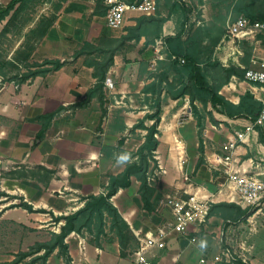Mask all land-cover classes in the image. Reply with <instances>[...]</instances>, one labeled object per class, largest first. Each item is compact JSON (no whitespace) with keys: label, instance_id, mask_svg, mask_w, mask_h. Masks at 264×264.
<instances>
[{"label":"crops","instance_id":"1","mask_svg":"<svg viewBox=\"0 0 264 264\" xmlns=\"http://www.w3.org/2000/svg\"><path fill=\"white\" fill-rule=\"evenodd\" d=\"M11 1L5 0L4 8ZM155 1L153 16L128 13L120 29H109L104 16L93 13L96 0H16L0 22L12 19L22 30L11 53H0V231H11L16 247H23L42 228L59 233L63 221L54 219L75 213L89 196H105L111 177L138 161L136 153L158 108L153 159L162 165L166 152V168L174 167L176 176H161L152 185L150 211L143 208L140 182L131 177V185L110 198L129 228L123 254L107 218L105 234L98 241L87 231L65 238L72 264H133L138 238L156 233L171 220L170 211L160 205L165 188L180 197L195 192L213 195V204H233L244 210L230 189L228 173H246L264 182L259 128L239 143L229 164L216 162L224 155L222 146L256 119L264 103V86L236 75L225 81L224 70L233 67L245 73L255 68L253 61L264 59V35L229 41L226 22L245 17L241 9L234 10V3L241 0L226 5L218 21L211 18L208 0ZM241 2L242 6L253 2L258 11L261 0ZM158 39H174L170 49L165 44L166 54L173 51L182 59L190 55L206 69L207 82L218 87L227 113L219 105L215 108L196 100L191 104L187 94L180 95L188 75L179 72L182 64L166 55L156 59ZM55 63L61 65L53 70ZM31 72L40 73L21 80ZM105 81L112 83L111 89ZM53 113V118H46ZM139 123L142 127H137ZM125 155L128 159L121 160ZM178 156L184 159V167ZM149 163L148 173L154 166ZM20 203L31 206L33 212L22 209ZM215 220L221 219L211 216L195 236L205 242L215 231ZM186 242L173 234L165 249L147 256L153 264H173L174 260L190 264L195 249L184 250ZM46 264L64 261L56 250Z\"/></svg>","mask_w":264,"mask_h":264},{"label":"trees","instance_id":"2","mask_svg":"<svg viewBox=\"0 0 264 264\" xmlns=\"http://www.w3.org/2000/svg\"><path fill=\"white\" fill-rule=\"evenodd\" d=\"M16 0H12L8 6L0 11V22L4 20L12 10ZM253 2L242 6V2L236 4L234 10H242L246 18L250 21H263L264 20V0H261L259 4V10L253 9ZM105 8L102 6L100 0H96L95 15L104 16ZM174 39H167L165 44L170 49L171 41ZM170 55H175L173 51L169 52ZM178 54V53H177ZM176 54V55H177ZM175 55V56H176ZM184 64L181 65V72H185L188 75V82L184 85L180 92V95L187 94L190 98L191 104L196 101H200L203 104L209 102L213 107L221 106L224 113H227V103L218 96V87L210 86L207 82L206 69H202L198 66V63L190 55H183ZM177 57V56H176ZM176 64V61H174ZM60 63H55L53 70L60 67ZM109 65V64H108ZM106 65V68L107 66ZM106 70V69H105ZM226 73L225 81H228L232 75H236L239 78L244 77V71L241 73L235 68L231 67L224 70ZM40 72H31L21 77L22 81L28 78L34 77ZM100 83L104 81V75L99 78ZM229 114V113H228ZM159 108L152 116L154 123L151 127L146 128L147 135L144 144L139 148L136 155L137 162L128 164L120 175L111 177L110 190L105 196H89L84 206L73 214L58 217L55 222L63 221V225L60 227L59 233H50L49 240L46 242H35L29 246L26 251L18 252L11 261L2 262L0 264H46L48 258L57 250L58 256L62 257L64 264H71L72 259L69 255L68 245L65 243V238L71 233L82 234L83 231H87L93 234L94 238L98 241L101 236H104L105 219H109V230L117 237L121 255L126 249L125 241L127 240L129 228L125 221L122 219L117 209L110 203V198L115 195L119 189H126L131 185L130 178L134 177L140 182L139 195L143 208L147 211L151 209V200L154 196L155 190L152 185L147 181V175L150 168V161L154 162L156 167V161L153 159V152L155 151L158 142L154 139V134L157 132L156 127L159 123ZM54 113L48 115L46 118H53ZM137 127H142V123H139ZM200 135V134H199ZM200 138V136H199ZM202 145L200 141L199 153L202 155ZM200 161L202 159L200 158ZM22 209L33 212L31 206L20 203ZM250 209H240L235 205H229L225 203L212 204L208 213V217H218L222 221L238 222L249 216ZM252 214V213H251ZM234 264H248L242 260H235Z\"/></svg>","mask_w":264,"mask_h":264},{"label":"built area","instance_id":"3","mask_svg":"<svg viewBox=\"0 0 264 264\" xmlns=\"http://www.w3.org/2000/svg\"><path fill=\"white\" fill-rule=\"evenodd\" d=\"M106 12L104 15L105 24L109 29H120L128 13L138 14L145 17H151L156 12L155 0H100ZM5 0H0V11L4 8ZM225 33L229 41L235 43L238 40L253 37L255 35H264V21H250L246 17H238L232 21L228 20L225 25ZM165 42L162 39L155 41L154 53L156 59H161L165 55L168 60L179 64L184 63V59L175 55L166 54ZM164 55V56H163ZM255 68H249L244 73V79L264 86V59L253 61ZM3 85V79L0 76V87ZM104 85L112 88V83L105 81ZM256 128L262 132L264 143V103L256 119L244 128L242 132H235L233 138L222 146L224 155L216 158L219 164H229L234 151L239 143H243L248 134L253 133ZM157 161L156 168L152 173H148L147 181L152 185L166 170ZM229 171V170H228ZM230 189L237 196V204L244 209L258 205L264 198V182L257 177L248 176L246 173L229 174ZM213 195H201L199 192L188 194L186 197L177 195H167L161 204L171 213V220L159 227L154 234H147L143 238H138V248L133 252V264H153L147 254L151 250H163L166 247V241L173 234L180 238L187 239L191 245H196L198 240L195 234L202 232L208 223V213L213 204ZM194 233L190 237V234ZM78 247L83 249L82 241L78 242ZM205 257L204 253H202ZM221 257L226 258V263H230L233 257L229 251H221L220 256L211 257L212 264L222 261ZM205 259L201 258L198 264H205Z\"/></svg>","mask_w":264,"mask_h":264},{"label":"rangeland","instance_id":"4","mask_svg":"<svg viewBox=\"0 0 264 264\" xmlns=\"http://www.w3.org/2000/svg\"><path fill=\"white\" fill-rule=\"evenodd\" d=\"M231 1L232 0H208L207 5L209 6V13L213 21H218L222 18V13L226 9L225 6L229 5ZM241 1L235 2L234 5H239ZM42 6L43 5H40V7ZM17 26L18 24H16L12 19H9L5 24L0 23V53L8 55L13 50L14 43L21 34L20 32H22V30L18 29ZM166 154V152L162 153V167L168 171V173L158 175V178L161 176H165L167 178L176 176L174 174V171L176 170L174 167L169 166L166 168ZM178 160V162H180V164L184 167L182 164L184 159L180 156ZM155 168L156 167H154L150 173H152ZM156 182L157 180L152 185ZM163 194H165L164 197H166V195L172 196L171 192L167 188L163 189ZM160 205L162 204L160 203ZM249 209L252 214L250 213L249 216H246L238 222L215 220L212 223L213 230L215 231L209 234V236L205 239V242H202L200 237H197L198 242L196 245L187 244L186 242L182 246L184 250L195 249L193 252L194 257H192L193 261L190 264H198L197 262L201 258L205 259V264H212L211 257L215 255L220 256L221 251H229L233 260H231L230 263H226V258L221 257L222 261L217 264H234V261L237 259L242 260L243 262L245 261V263L248 264H251L250 262H253V264H264V198L258 205L252 206ZM256 212L258 213L256 214ZM254 214H256L255 217H253ZM37 223L42 224V222L38 221ZM48 227L50 228L52 226L49 225ZM39 232L40 233H37L30 239L26 240L23 247L18 248L13 242H11V231H0V263L6 262L8 259H12V257L20 251H26L29 247L28 244H34V242H38V240L43 241L50 234L49 231H46L43 228L39 230ZM202 243H205V250L201 247ZM201 250H204V252H201ZM151 251L154 252L158 250ZM202 253H204L205 257ZM173 264L181 263L174 260Z\"/></svg>","mask_w":264,"mask_h":264},{"label":"clouds","instance_id":"5","mask_svg":"<svg viewBox=\"0 0 264 264\" xmlns=\"http://www.w3.org/2000/svg\"><path fill=\"white\" fill-rule=\"evenodd\" d=\"M120 159H121V160H127L128 157L125 155V156L120 157ZM201 247L203 248V247H205V245L202 243V244H201Z\"/></svg>","mask_w":264,"mask_h":264}]
</instances>
